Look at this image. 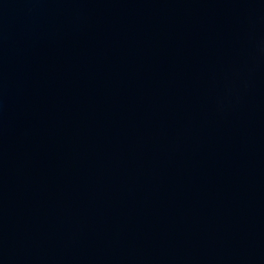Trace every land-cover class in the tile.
I'll use <instances>...</instances> for the list:
<instances>
[{"label": "water", "instance_id": "95a60500", "mask_svg": "<svg viewBox=\"0 0 264 264\" xmlns=\"http://www.w3.org/2000/svg\"><path fill=\"white\" fill-rule=\"evenodd\" d=\"M0 264H264V0H0Z\"/></svg>", "mask_w": 264, "mask_h": 264}]
</instances>
